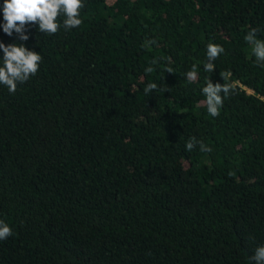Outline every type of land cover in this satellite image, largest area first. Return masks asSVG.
<instances>
[{
  "label": "trees",
  "instance_id": "obj_1",
  "mask_svg": "<svg viewBox=\"0 0 264 264\" xmlns=\"http://www.w3.org/2000/svg\"><path fill=\"white\" fill-rule=\"evenodd\" d=\"M83 4L81 25L61 16L53 35L0 27L42 57L15 93L0 84V264H255L264 64L244 37L264 41V0ZM209 43L224 48L211 73ZM208 79L234 86L217 117ZM192 138L212 150L187 151Z\"/></svg>",
  "mask_w": 264,
  "mask_h": 264
},
{
  "label": "clouds",
  "instance_id": "obj_2",
  "mask_svg": "<svg viewBox=\"0 0 264 264\" xmlns=\"http://www.w3.org/2000/svg\"><path fill=\"white\" fill-rule=\"evenodd\" d=\"M84 7L83 0H3V32L12 36L15 32L21 41H26V26L34 24L38 26L40 33L53 35L58 32L61 24L58 19L63 16V27L65 30L79 27L82 23L80 19V9ZM257 29H251L244 39L251 44L252 55L258 64H264V41L256 38ZM0 50L3 51L2 65H0V84L8 88L9 93H15L17 83L26 82L39 70L42 60L38 52L27 49L23 44H8L0 42ZM224 52L221 45L209 43L207 45V61L204 63V71L211 73L214 69V61ZM156 63L155 60L152 61ZM152 67L145 69L146 73L153 72ZM166 72H172L171 68ZM191 80L196 79V73H187ZM226 79V77H223ZM157 88L155 83H149L144 89L145 94L151 93ZM166 90V89H164ZM234 90L232 84L212 83L210 79L206 86L202 88V93L206 97L205 105L207 112L212 117L220 114L224 98ZM221 93L224 95L222 96ZM199 143L200 150L210 152L212 149L202 142L195 141V138L186 142L185 148L191 151ZM12 235V229L4 221L0 220V240H6ZM255 264H264V245L258 246L251 257Z\"/></svg>",
  "mask_w": 264,
  "mask_h": 264
}]
</instances>
